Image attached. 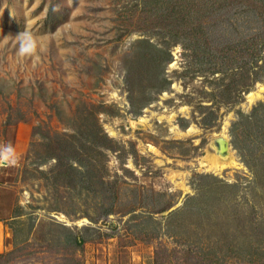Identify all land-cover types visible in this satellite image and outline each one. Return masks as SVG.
Segmentation results:
<instances>
[{
  "label": "rangeland",
  "instance_id": "rangeland-1",
  "mask_svg": "<svg viewBox=\"0 0 264 264\" xmlns=\"http://www.w3.org/2000/svg\"><path fill=\"white\" fill-rule=\"evenodd\" d=\"M263 5L0 0V264H264Z\"/></svg>",
  "mask_w": 264,
  "mask_h": 264
},
{
  "label": "crops",
  "instance_id": "crops-1",
  "mask_svg": "<svg viewBox=\"0 0 264 264\" xmlns=\"http://www.w3.org/2000/svg\"><path fill=\"white\" fill-rule=\"evenodd\" d=\"M26 150V145L24 138L21 136H18L16 139V144L13 149V155H19L24 153ZM7 152L0 148V162L3 160ZM7 195L4 193L1 194L0 190V252L5 251L9 244V227H8V221L10 219V208H8V205L6 204L7 201ZM6 198V200H5Z\"/></svg>",
  "mask_w": 264,
  "mask_h": 264
},
{
  "label": "clouds",
  "instance_id": "clouds-1",
  "mask_svg": "<svg viewBox=\"0 0 264 264\" xmlns=\"http://www.w3.org/2000/svg\"><path fill=\"white\" fill-rule=\"evenodd\" d=\"M18 41L17 55L20 57H30L33 66L41 59V53L44 51V43L38 41L29 31L21 32L16 37Z\"/></svg>",
  "mask_w": 264,
  "mask_h": 264
},
{
  "label": "bare ground",
  "instance_id": "bare-ground-1",
  "mask_svg": "<svg viewBox=\"0 0 264 264\" xmlns=\"http://www.w3.org/2000/svg\"><path fill=\"white\" fill-rule=\"evenodd\" d=\"M258 98H264V85H260L256 91L251 92L248 95V99L250 102H253ZM215 149H216V154L218 155V157L216 154L210 153V156L207 158L209 162L207 164V169L209 168V170L219 171L220 169L218 168V165L215 161L226 159V158H230L233 161L234 155L227 143V138L225 136H223L221 139H219L216 142Z\"/></svg>",
  "mask_w": 264,
  "mask_h": 264
},
{
  "label": "trees",
  "instance_id": "trees-1",
  "mask_svg": "<svg viewBox=\"0 0 264 264\" xmlns=\"http://www.w3.org/2000/svg\"><path fill=\"white\" fill-rule=\"evenodd\" d=\"M262 3H263V1H262ZM262 12H264V8H263ZM73 241H74L75 244H81L83 242V240L82 239H79L77 236H75V238L73 239Z\"/></svg>",
  "mask_w": 264,
  "mask_h": 264
}]
</instances>
